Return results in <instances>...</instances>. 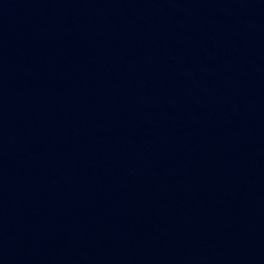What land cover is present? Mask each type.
I'll return each instance as SVG.
<instances>
[{
  "label": "water",
  "instance_id": "obj_1",
  "mask_svg": "<svg viewBox=\"0 0 264 264\" xmlns=\"http://www.w3.org/2000/svg\"><path fill=\"white\" fill-rule=\"evenodd\" d=\"M0 264H264V0H0Z\"/></svg>",
  "mask_w": 264,
  "mask_h": 264
}]
</instances>
